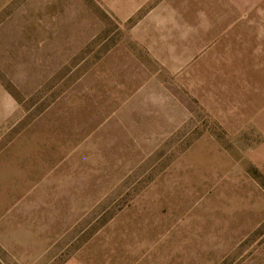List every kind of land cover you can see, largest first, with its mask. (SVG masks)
Wrapping results in <instances>:
<instances>
[{
  "label": "rangeland",
  "instance_id": "1",
  "mask_svg": "<svg viewBox=\"0 0 264 264\" xmlns=\"http://www.w3.org/2000/svg\"><path fill=\"white\" fill-rule=\"evenodd\" d=\"M222 4L0 0V264H264V64L217 49L264 19Z\"/></svg>",
  "mask_w": 264,
  "mask_h": 264
},
{
  "label": "crops",
  "instance_id": "2",
  "mask_svg": "<svg viewBox=\"0 0 264 264\" xmlns=\"http://www.w3.org/2000/svg\"><path fill=\"white\" fill-rule=\"evenodd\" d=\"M223 2V6H230L232 7V17L233 19H237L238 21H241L242 18L246 14V18L250 17V11L252 13H257L262 16V19H264V0H221ZM237 13V15H236ZM217 26L220 27V34L224 35V33H227L230 31H235V24H232L229 29V27L224 28V13H217ZM244 17V18H245ZM240 18V19H239ZM264 21V20H263ZM262 26V25H261ZM260 31V30H259ZM262 32V31H261ZM264 32V31H263ZM223 37V36H222ZM225 47V43L223 41L221 42L220 39L217 41V49H221V54L219 53L220 62L221 63H252V64H264V36L259 37V40L255 42L254 47H246L247 51V57L242 56V53L240 51H235L236 49L239 50V46L235 45L234 42L232 45L228 46L226 45L227 52H223V48ZM231 48V50H229ZM245 48V47H243ZM252 49V51H250ZM225 55V57H224ZM227 58H230L231 60H225ZM247 58L248 61L238 60L237 59H243ZM259 109L253 116V123L256 126L259 135L261 137V142L253 149L248 151V158L251 162H253L257 167L264 170V102L261 106H259Z\"/></svg>",
  "mask_w": 264,
  "mask_h": 264
}]
</instances>
